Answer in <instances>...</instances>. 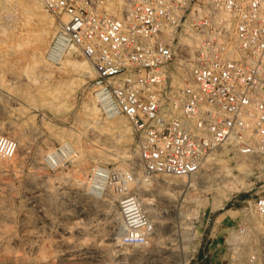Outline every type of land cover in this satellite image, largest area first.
Returning <instances> with one entry per match:
<instances>
[{
    "label": "rangeland",
    "instance_id": "rangeland-1",
    "mask_svg": "<svg viewBox=\"0 0 264 264\" xmlns=\"http://www.w3.org/2000/svg\"><path fill=\"white\" fill-rule=\"evenodd\" d=\"M56 26L41 0H0V134L22 140L13 158H0V264H264V231L247 203L264 195V157L229 147L190 178L129 185L158 219H148L155 229L145 245L121 242L117 197L88 196L86 181L93 166L138 176L135 141L124 118L113 127L92 108L96 79L85 59L65 58L87 62L86 77L45 62ZM63 139L84 149L82 164L48 168L46 154Z\"/></svg>",
    "mask_w": 264,
    "mask_h": 264
},
{
    "label": "built area",
    "instance_id": "built-area-1",
    "mask_svg": "<svg viewBox=\"0 0 264 264\" xmlns=\"http://www.w3.org/2000/svg\"><path fill=\"white\" fill-rule=\"evenodd\" d=\"M41 3L57 22L45 62L58 66L71 53L85 59L99 114L131 129L140 174L93 166L86 181L88 196L117 197L125 246H143L153 234L129 185L190 178L220 147L264 157V0ZM15 152L0 134V158ZM247 203L264 231V195Z\"/></svg>",
    "mask_w": 264,
    "mask_h": 264
},
{
    "label": "bare ground",
    "instance_id": "bare-ground-1",
    "mask_svg": "<svg viewBox=\"0 0 264 264\" xmlns=\"http://www.w3.org/2000/svg\"><path fill=\"white\" fill-rule=\"evenodd\" d=\"M35 2V1H34ZM36 3H37V1H36ZM39 3V2H38ZM35 5V4H34ZM37 6L38 5H40V4H36ZM37 9H38V7H37ZM67 56H69V55H67ZM66 56V57H67ZM65 57V58H66ZM64 58V59H65ZM38 59V58H37ZM36 59V60H37ZM62 60L61 61V67H70V68H72V69H75L81 76H83V77H86V76H88V75H90L91 73H92V71H91V69L88 67V65H87V62H78V61H72V60H70V58L69 59H65V60ZM39 60V59H38ZM37 60V62H39L40 63V60L38 61ZM41 64H42V62H41ZM44 64V63H43ZM42 64V65H43ZM37 65H38V68L40 69L42 66H40V64H38L37 63ZM46 67V66H45ZM91 67V66H90ZM42 69H44V67H42ZM46 69H47V67H46ZM45 69V70H46ZM94 73V72H93ZM182 74H184L183 72H182ZM92 105V104H91ZM94 105V104H93ZM91 107V106H90ZM95 108V105L94 106H92V108ZM91 110V109H90ZM93 110V109H92ZM92 110H91V112H92ZM95 112V111H94ZM93 112V113H94ZM91 115L93 116V118L95 119V117H94V115L91 113ZM96 118L98 119V117L96 116ZM93 119V120H94ZM97 119H95V120H97ZM105 119H108V120H110V122H112V123H110L109 122V124L110 125H118L119 123H120V121H121V119H123V118H121V117H115V118H110V117H108V118H105ZM107 120V121H108ZM123 121V120H122ZM122 123V122H121ZM123 124V123H122ZM114 125H113V127H114ZM125 125V124H124ZM120 126V125H119ZM119 126H116V127H119ZM126 126V125H125ZM112 127V128H113ZM115 127V128H116ZM121 127V126H120ZM119 127V128H120ZM115 128H113V129H115ZM119 128H117V129H119ZM116 129V130H117ZM123 129V128H122ZM121 129V130H122ZM125 129H127V128H125ZM128 130V129H127ZM127 130H126V132H127ZM130 130V129H129ZM122 132V131H121ZM124 132V131H123ZM126 132H124V133H126ZM118 133H120V129L118 130ZM117 133V134H118ZM128 134H130V132L128 133ZM122 135V134H121ZM21 136V135H20ZM117 136V135H116ZM129 135H127L126 137H128ZM113 137V136H112ZM124 137V136H123ZM73 138H75V137H73ZM117 138V137H116ZM66 139V138H65ZM121 139V138H120ZM126 139V138H125ZM76 140V139H75ZM77 140H78V138H77ZM123 140V139H122ZM121 140V141H122ZM17 141V140H16ZM22 141V140H21ZM21 141H19L18 142V145L16 146V148L20 145L19 143H21ZM80 141V140H79ZM124 141V140H123ZM59 142H61L62 144H60V146L58 147V148H55V149H53V151H50V152H48V154H46V158H45V160H50L51 162H53L55 165H61V164H63V162L64 161H69V162H78L79 163V161L81 162L82 160H83V157H84V153H83V150L84 149H80L74 142H71V141H69V140H64L63 139V141H59ZM114 142H118V139H117V141H114ZM17 143V142H16ZM78 143V142H77ZM81 146V145H80ZM20 150V149H19ZM124 152H122V154H121V156L123 157V154ZM114 154V153H113ZM119 154V155H120ZM125 154H127V153H125ZM118 155V156H119ZM115 157H117V155L115 154L114 155ZM113 157V156H112ZM105 158H106V156H105ZM118 158V157H117ZM121 158V157H120ZM125 158V157H124ZM127 158V157H126ZM102 159H104V158H102ZM113 159V158H112ZM86 160V159H85ZM105 160V159H104ZM106 160H108V159H106ZM111 160V159H110ZM85 162V161H84ZM95 162V161H94ZM96 163V162H95ZM41 164V163H40ZM81 164H82V162H81ZM84 166V165H83ZM222 170V169H221ZM220 170V171H221ZM219 171V172H220ZM224 172H226L225 170H223ZM218 172V171H217ZM215 173H216V171H215ZM217 176H218V174H217ZM166 183V182H165ZM190 183V182H189ZM136 184V183H135ZM138 184V183H137ZM193 184V183H192ZM191 184V185H192ZM191 187H193V186H191ZM41 190V189H40ZM43 191H44V189H43ZM37 192V191H36ZM37 193H35V195H36ZM39 194V193H38ZM146 194H143V196H145ZM40 196V195H39ZM41 196H42V194H41ZM108 196V194H106L105 195V197H107ZM32 197H34V196H32ZM61 197H64V196H61ZM35 198V197H34ZM36 198H37V196H36ZM35 198V199H36ZM65 198V197H64ZM104 198V197H103ZM63 199V198H62ZM104 199H106V198H104ZM145 200H148V198H145ZM69 201V200H68ZM149 201V200H148ZM37 202V201H36ZM40 202V201H39ZM38 202V203H39ZM86 203V202H85ZM90 203V202H89ZM101 203V202H100ZM106 203H108V201L106 202ZM89 207V206H88ZM104 207V206H103ZM105 208H106V205H105ZM96 209V208H95ZM103 210V209H102ZM102 210H100V211H102ZM106 210V209H105ZM106 212V211H105ZM144 212V211H143ZM172 213V212H171ZM174 214V213H173ZM146 215V214H145ZM158 217V216H157ZM157 217H155V216H150V215H148V219L150 218H152L153 220H156V223H157ZM160 220V219H159ZM155 222V221H154ZM154 222H152V223H154ZM160 222V221H159ZM160 224H162L161 222H160ZM154 226V225H153ZM157 226H158V224H157ZM177 226V225H176ZM159 227V226H158ZM154 228V227H153ZM155 229V228H154ZM153 229V230H154ZM170 243V242H169ZM172 247V246H171ZM92 248V247H91ZM90 249V248H89ZM164 249V248H163ZM89 251V250H88ZM168 252V251H167ZM88 255H90V254H88ZM68 257H70V256H68ZM86 257V256H85ZM84 256H83V258H85ZM90 257V256H89ZM101 257V256H100ZM86 259V258H85ZM69 260V259H68ZM95 260V259H94ZM97 260V259H96ZM41 262V261H40ZM43 264V263H42Z\"/></svg>",
    "mask_w": 264,
    "mask_h": 264
}]
</instances>
